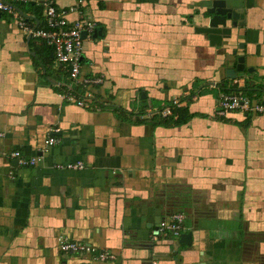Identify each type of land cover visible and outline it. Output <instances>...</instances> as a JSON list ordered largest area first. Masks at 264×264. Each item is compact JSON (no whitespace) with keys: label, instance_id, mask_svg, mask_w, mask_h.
<instances>
[{"label":"crops","instance_id":"crops-1","mask_svg":"<svg viewBox=\"0 0 264 264\" xmlns=\"http://www.w3.org/2000/svg\"><path fill=\"white\" fill-rule=\"evenodd\" d=\"M49 1L95 21L82 71L104 82L97 108L67 103L68 66L0 12V264H264V112L216 114L240 56V85L264 95V0H225L243 24L216 44L196 31L214 0L16 5L42 25ZM175 98L187 122L141 117ZM15 150L38 163L21 164ZM78 160L84 168H67ZM177 212L191 242L154 241L159 220ZM60 236L115 258L64 254Z\"/></svg>","mask_w":264,"mask_h":264},{"label":"built area","instance_id":"built-area-1","mask_svg":"<svg viewBox=\"0 0 264 264\" xmlns=\"http://www.w3.org/2000/svg\"><path fill=\"white\" fill-rule=\"evenodd\" d=\"M31 0H0V12H6L18 19V24L31 37L44 40L52 49L56 60L68 66V81L59 83L63 89L60 96L67 102L75 104L84 109L97 108V97L94 88L104 82L102 75H86L82 71L83 43L82 32H87V37L95 31L96 23L88 16L83 15L79 5H72L68 8L59 7L53 1L45 3L44 20L42 25L29 24V18L17 7V2L28 3ZM82 3V0L78 1ZM76 12L78 17L71 19L70 13ZM241 79L234 78V90L223 91L220 94L216 114L226 116L232 111H246L252 113L264 112V95L259 99L256 93L251 95L243 91ZM174 104L179 105L177 98L173 99ZM154 114H160L163 118L173 116L170 104L166 102L162 107H150L142 114L144 119ZM57 141L55 136L47 139V144L52 145ZM21 164L35 165L39 157L23 158L19 150L12 153ZM67 168H84L81 160L70 162ZM185 214L177 212L169 217L161 219L158 223V231L154 232L152 239L158 241L171 237H179L184 229ZM59 249L67 255L90 254L95 262H106L115 258V254L109 251L98 250L85 242L70 240L66 237H59ZM156 262L154 261V264Z\"/></svg>","mask_w":264,"mask_h":264},{"label":"water","instance_id":"water-1","mask_svg":"<svg viewBox=\"0 0 264 264\" xmlns=\"http://www.w3.org/2000/svg\"><path fill=\"white\" fill-rule=\"evenodd\" d=\"M208 12L213 15L208 17V21L205 26L197 27L196 31L208 34L211 44L220 43L223 39H229L232 34V28L243 24V15L235 11L233 8L228 7L225 0H214L212 6L208 8ZM97 30L98 29L95 28L94 34H96ZM82 36L85 39L87 37V32L83 31ZM29 37H31V35H29ZM243 69L244 57L240 56L238 58L237 67L227 70L228 76L235 78L237 71H241ZM157 231L158 226L156 227L155 232ZM191 240V232L181 235V241L190 243Z\"/></svg>","mask_w":264,"mask_h":264},{"label":"trees","instance_id":"trees-1","mask_svg":"<svg viewBox=\"0 0 264 264\" xmlns=\"http://www.w3.org/2000/svg\"><path fill=\"white\" fill-rule=\"evenodd\" d=\"M234 89H235V87L231 88L230 90H234ZM251 90H254V89L250 88L249 86L243 87V91L248 95L253 94V92ZM169 104L173 110V116H171L170 118H165V119H169L170 122H174V124H176V125L185 123L190 119L191 113L189 112V109L187 106L179 107L177 104H174L172 101ZM174 119H175V121H174Z\"/></svg>","mask_w":264,"mask_h":264}]
</instances>
